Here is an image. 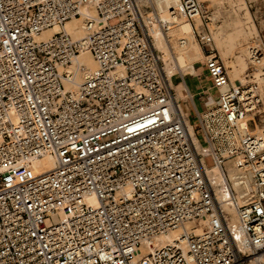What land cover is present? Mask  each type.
<instances>
[{
	"label": "built area",
	"instance_id": "built-area-1",
	"mask_svg": "<svg viewBox=\"0 0 264 264\" xmlns=\"http://www.w3.org/2000/svg\"><path fill=\"white\" fill-rule=\"evenodd\" d=\"M181 20L217 92L198 110L184 88L193 114L153 35L176 58ZM211 21L201 0H0V264H264V41L234 84ZM46 155L55 167L35 173Z\"/></svg>",
	"mask_w": 264,
	"mask_h": 264
},
{
	"label": "rangeland",
	"instance_id": "rangeland-1",
	"mask_svg": "<svg viewBox=\"0 0 264 264\" xmlns=\"http://www.w3.org/2000/svg\"><path fill=\"white\" fill-rule=\"evenodd\" d=\"M201 1L207 6L209 16L215 19L214 23L211 21L210 27L214 29L218 48L225 47L228 50V59L223 57L225 65L229 66L228 63L230 61L235 64L233 67L229 66L230 75L236 74L239 80H244V75L250 67V63L246 54L242 53V48H248L258 35H261L264 41V0ZM117 21V19H113L111 22L116 23ZM198 66L201 67L203 65L200 63ZM230 70L234 72L232 73ZM200 75L202 77L205 76L204 72ZM262 78L264 79V77ZM177 79L178 77L173 78L174 84L179 85L183 82L182 78L179 81ZM188 83L193 85L194 80L188 78ZM262 85L264 86V80ZM179 88L182 90V86L179 85ZM213 94L216 95L205 98L208 106H211L217 98V92L214 91ZM199 106L202 108L201 104ZM183 107L189 109L185 101L183 102ZM248 126L251 130L256 127L253 120L248 122ZM204 161L207 167L214 165V160L211 156L205 157Z\"/></svg>",
	"mask_w": 264,
	"mask_h": 264
},
{
	"label": "bare ground",
	"instance_id": "bare-ground-1",
	"mask_svg": "<svg viewBox=\"0 0 264 264\" xmlns=\"http://www.w3.org/2000/svg\"><path fill=\"white\" fill-rule=\"evenodd\" d=\"M162 18L165 21L169 20L168 14L165 10L162 12ZM211 18H212V22L214 23L215 19L213 17H211ZM195 22H196V24L198 23L197 25H199L201 23V19L199 17H197L195 19ZM56 30H58V28H55L53 30L44 31L41 36H48L52 33V31H56ZM66 30L70 34H72L74 37H80L84 34L83 24L78 19H73L71 21H68L66 24ZM192 31H193V25L188 20H181L177 27H173L168 31V35L173 36V38H172L173 50H174L176 58L174 57V55L172 56L173 51L170 48V46L167 45V36L164 35V33H161V34L158 33V30L153 31L156 46L161 51H163L165 53V58H166L165 60L167 61V71L169 73L171 86H172V88L175 89V91L177 93V98L181 97L184 92L182 93V90L179 88V86L174 84L173 78L174 77L176 78V76L174 75V73H175L174 65L179 64L185 68V71L190 72L193 75L192 77H198L197 68L194 65V63L199 62L200 60L204 59V54H203L202 48H201L199 42H197L196 36L193 34ZM212 32H213L215 45H216L214 29H212ZM181 36L185 37L187 39L186 43L184 45H180L177 41V39ZM216 47H217V45H216ZM249 47H250V45L248 46V48H242V53L246 54V56L250 60V48ZM168 59L171 61H169ZM79 60L86 65L87 72H91V71H94L97 69V63L94 60V58L92 57V54L90 53V51H88V50L82 51L79 55ZM172 61H173V66H172ZM228 65L230 67H233L235 64H233V62L230 61L228 63ZM229 66H227L228 69L230 68ZM230 71L232 73L234 72L233 70H230ZM195 74H197V75H195ZM255 76L258 79H260V83L262 85L264 79L261 77L260 71H256ZM231 77H232V81L234 84L238 83L239 79L236 76V74L231 75ZM181 78H182V80H184V78L182 76H181ZM242 81H244V80H242ZM180 86H182V88H183L185 86V82L183 81V83ZM262 89L264 90L263 85H262ZM187 123H188V128L194 137L195 135L193 133L192 124L189 121ZM260 129H261V126L258 127L257 131H260ZM55 165H56L55 158L52 157L51 155H46V156H43L40 159L36 160L33 163V168H34L35 173H40L43 171H49V170L53 169L55 167ZM214 170H217V168H214ZM227 170H228L230 178L234 179V177L236 176V168L234 166L230 165V166H228ZM218 179H220V176L218 177ZM222 191L224 193H226L227 192L226 187H223ZM192 225L193 224H188V227H191ZM195 231L200 232L201 227H196ZM181 233H182V229L180 228V229L173 230L169 234L160 237L158 239V246H162V245H165L167 243L174 241L175 239H177V237Z\"/></svg>",
	"mask_w": 264,
	"mask_h": 264
},
{
	"label": "crops",
	"instance_id": "crops-1",
	"mask_svg": "<svg viewBox=\"0 0 264 264\" xmlns=\"http://www.w3.org/2000/svg\"><path fill=\"white\" fill-rule=\"evenodd\" d=\"M216 45H217V43H216ZM217 48H218V45H217ZM218 50H219V53L222 55V58L226 57V59H228V56H229L228 50L225 47H222L221 49L218 48ZM202 72H204V74H205L204 77H202L200 75ZM197 74H198V77L186 76L184 78L183 81L185 82V86L182 88V93L184 92L183 89L186 88L189 91V93L194 96V104H195L194 106L198 110H201L203 108L208 107V104L206 103L205 98L207 96H212V95H216V94H213V92L215 90L211 88L210 78L208 77V75L204 71L203 66H201V67L197 66ZM197 74H195V75H197ZM188 78H191L192 80H194L193 85H190L188 83ZM177 80L179 81L180 79H177ZM181 84H179V85H181ZM179 85H177V86H179ZM179 98L183 99V102L185 101L188 104L189 109H185V108L184 109L189 114H193L194 108H193L192 102L187 98L186 93L184 92L183 95ZM215 101H216V99H215ZM199 104H201L202 108L199 106Z\"/></svg>",
	"mask_w": 264,
	"mask_h": 264
}]
</instances>
